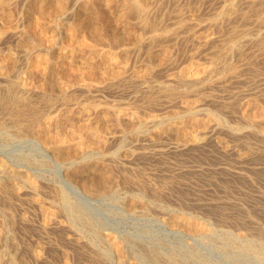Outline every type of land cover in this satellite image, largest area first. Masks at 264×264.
Masks as SVG:
<instances>
[{"label": "rangeland", "instance_id": "obj_1", "mask_svg": "<svg viewBox=\"0 0 264 264\" xmlns=\"http://www.w3.org/2000/svg\"><path fill=\"white\" fill-rule=\"evenodd\" d=\"M36 1L40 0H17L15 2L12 8L16 16V18L14 17L15 28H6L3 26L4 23L0 21V27H4L0 29V53L4 51L0 55V63H4L2 66L7 63L10 68L9 70L8 68H0V73H8L7 78H5L6 80L0 77V111L7 106V102L12 101L10 100L11 97L19 96L13 100L17 105H15L16 107L13 109V112L23 117L25 116L24 118L30 121L35 119L33 127L31 126L28 130L24 131L17 129L9 121L0 127V157L9 160L8 164L11 167L29 172L33 176V179L38 182L40 188L44 187L42 190H39L40 199L51 201L55 208L60 207L59 198L57 196L53 197L55 193L50 194L48 192L52 191V189H60L74 209H61V207L60 209H38L36 203L33 202V199L37 196L33 193H28L30 196L25 194L26 198L25 195L21 194L22 189L14 185V183L22 185V182L19 180L20 178H10V175L7 172H3L0 167V172H3L0 173V199L2 200L3 198L2 201L0 200V264H65L67 262L68 264H121L118 254L114 251L113 247V240L116 238L123 240L128 246H131H126L130 249L126 248L128 252L132 250L130 254L128 252L126 254L129 260L132 258L130 261L134 260L137 264H154L155 262V264H166L168 261L166 258L169 255L177 257L178 260L180 258H182L180 260L184 259L183 261L179 260L181 264H205L207 259L206 264H231L232 262V264H264V218L261 217L264 215V173L261 171L260 174H253L251 179L245 181L233 177H223V175L213 172V168L216 169L220 165L233 170H243L242 165L240 166L232 158L223 160V163H220L221 159L216 158L218 157V144H224L232 150H239L238 152L246 154L258 153L259 159L256 162L264 166V131L262 130L264 123H258L259 126L256 122L235 117L236 111H234L244 106H250L251 108L262 107L264 109V98H262V96L264 97V63H258L259 65L253 71L251 70L248 74L244 73L242 76V80L244 81L218 82L222 77L221 70L215 71L216 73L214 72L209 78L203 74V70L211 65L212 56V52H210L212 50L205 45L203 47V45L190 41L180 44V48L171 47L173 59L169 64H160L161 57L159 55L152 58L148 57L147 50L149 45H146L144 41L139 38L134 40L133 36V40H126L124 44L114 47L107 30L104 31L106 34L104 35L103 33L102 38H87V41H89L87 42L88 48L85 47L80 53L78 51L80 35L69 30L68 22L76 21L80 17L79 13L86 2L83 0L72 1L73 3L70 6L73 8H70L73 12V17L70 20L69 18H64V15L61 18L55 19L49 16L46 18H36L38 13H33V11L32 14L29 13V8ZM51 1L54 2L55 0ZM182 1H185V4ZM182 1L165 0L164 8L159 12L162 14H159V17L162 19L163 26H174L175 16L180 14L181 18L185 19L183 21L184 25H190L196 36L207 38V36L213 37L219 34V29L211 23V19L213 14L221 8L219 5L222 6L224 0ZM199 3L201 7L200 5L196 6ZM107 4L103 3L99 7L89 8L87 11V13L91 14L95 23L106 24L109 22L110 26L120 32H124V35H128L132 30L133 32L138 30L135 24V15L132 13H122L121 1L116 5L110 6ZM16 6H20L19 8L17 7V11L15 9ZM176 6L181 9L177 14L175 13ZM99 9L101 16L104 15L103 18L99 15ZM17 13L19 14L17 15ZM120 16L122 17L120 18ZM246 25L252 26V24ZM30 29H32L33 33ZM213 29L214 31H212ZM27 30L28 34L26 35L28 37H24ZM209 30L212 32L209 33ZM33 34H36L37 37ZM5 40L8 42H4ZM98 40L99 43H97ZM205 47L206 50L204 49ZM89 48L95 49L96 53H90ZM152 49L158 50L160 46L154 45ZM76 50L78 51L77 54ZM199 50H202V53ZM106 52L114 54L116 57V60L111 64L102 62V54ZM197 52H200V54ZM2 54L6 55V57ZM81 54L86 58L81 56ZM93 55L94 57H92ZM234 55L237 58L236 54L231 53L226 56L228 62L236 61ZM1 57L4 58L2 59ZM177 57L180 59H177ZM48 58L57 67L53 74L54 87H46L40 81L42 75L41 66L45 64V59ZM146 58H148V61H146ZM116 61L120 63H116ZM124 65L125 67H123ZM110 66L118 74L115 76L114 84L110 85L107 89L93 87L92 82L87 78H80V76H84V73L90 67L102 73L105 70L108 71ZM147 69L150 70L147 71ZM152 70L153 72H151ZM181 71L182 73H180ZM157 72L159 73L157 74ZM65 74L67 77H65ZM93 83L97 84L96 82ZM21 87L22 89L20 90ZM187 94L188 96H186ZM253 97H258V99L261 97L259 103L255 104L256 106L254 103L258 102V99L255 100ZM153 100H156V103ZM97 101L98 103H96ZM147 101H149L148 104L152 101L151 104L156 105H148ZM225 103L226 105H229V103L230 105L234 104V107L230 109L229 107L231 106L227 105L230 109L228 110L225 107ZM236 105L237 108H235ZM139 107L141 108L139 109ZM108 108L117 110L119 116L117 120L119 121L115 122H119L121 125L115 124L112 118L102 116L103 120L98 115ZM119 112L121 113L119 114ZM39 113L40 115H38ZM135 114L140 119L134 116ZM4 115L5 117L9 116L7 113H4ZM85 124L93 127L105 125L98 131L95 128H83ZM213 124L217 127L213 132H209L210 138L208 137L209 141H206L208 149L204 151V139H201L198 132L204 131ZM42 126L48 129L49 134L52 135L60 131L66 134H72L73 132V142L76 143L82 138L86 139V145L84 144V147L79 149L76 147L77 144H73L74 147L71 146L72 153L75 154L78 150L77 154H79H75L77 156L76 159L74 158L71 162L66 163L62 158L55 156L46 144H42L39 141L35 131L37 132L40 128L42 129ZM110 126L117 127V129L123 132L118 133L114 139L110 138L117 130L114 128L115 131L110 129ZM55 128L58 130H55ZM72 129L73 131H70ZM119 135L121 136L120 139ZM135 136L138 137L136 138ZM193 138L197 140L195 141ZM137 141L138 145L141 143L139 148ZM180 141L187 142L188 148L192 147V145L194 147L183 152H170V146ZM100 142H103V144ZM108 148L109 150H107ZM136 153H138L137 157ZM131 158L139 160H132ZM155 158L157 160H154ZM211 158L212 160H210ZM194 159L196 160L194 161ZM87 165H93L98 168V173L93 172L94 174H98V176L106 173V175H111L113 186L109 191L87 192L79 177H69L74 171L78 169L80 171ZM145 184L148 185L146 186ZM134 203H137V205ZM144 203H148L147 208H145L146 205ZM52 210L60 212L59 215L61 217L56 213L55 215L51 213ZM62 212L63 214H61ZM54 216L60 221L61 225L63 224L64 228L62 229L64 230L61 228L53 229L52 227L50 228L53 230H48L45 223ZM188 217L192 220L191 224H188L186 220ZM240 221L242 224H240ZM15 226L18 227L16 228ZM30 226L31 228L29 229L28 227ZM256 227L259 229H256ZM55 230H57V233L54 232ZM50 231L53 232L51 233ZM256 232H259L260 235L259 233L257 235ZM64 236L65 238L70 237L73 242L65 239ZM81 239L90 241L94 249H98L91 253L96 257L94 258L96 262H91L89 251L85 253L81 251L82 254L76 255L74 248L77 246L76 243L81 241ZM46 246L48 249L45 248ZM50 246L52 247L50 248ZM140 250L148 252L145 254ZM151 251H156L158 258L151 257ZM19 252L21 253L19 254ZM28 252H31L30 254L32 255ZM137 255H139L138 259ZM38 256H40L39 260L37 259ZM66 256L67 258H65ZM83 256L90 259H84ZM148 256H150L151 262H149ZM57 258L60 260H57ZM190 258L191 260H189ZM104 259L107 260L105 261Z\"/></svg>", "mask_w": 264, "mask_h": 264}, {"label": "bare ground", "instance_id": "obj_2", "mask_svg": "<svg viewBox=\"0 0 264 264\" xmlns=\"http://www.w3.org/2000/svg\"><path fill=\"white\" fill-rule=\"evenodd\" d=\"M17 1V0H16ZM15 0H0V21H2L4 23L3 26H5L6 28H15V24H14V17L16 18L15 14H14V9L12 10L13 8V5H15ZM24 1V0H23ZM73 0H55L53 3L50 2V0H40V1H36L34 3H32L31 7L29 8V13L32 14V11L33 13H38V15L36 16V18H46V17H51L52 19H55V18H61L63 15H64V18H71L73 17V12L71 10V7L70 4L73 3L72 2ZM84 2H86L83 7H82V11L79 13L80 17L76 20V21H72V22H68V28L71 32H74V33H77L80 35V39H79V46H78V51H82L85 47L88 46V43L89 41H87V38H91V39H99V38H102L103 36V33L104 31L107 30V33L109 34L110 38H111V42L113 44V46H119L121 44H124L126 42V40L130 41V40H133L132 37L134 38V40L137 38H139L140 40L144 41L146 43V45H149L148 47V57L152 58V57H155V56H160V64L162 63H166V64H169L171 62V60L173 59V54H172V50H171V47H179L180 48V44H183V43H188L190 41H193L194 43L196 44H199V45H204L207 46V48L209 47V49H211L212 51V56H211V65L209 67H205L206 69L203 70V74L209 78L210 76H212V74L217 71V70H221V73H222V77L221 79L218 80V82H223L225 83L224 81H234L236 82L243 79V75L244 73L248 74L250 73V71L254 70L259 64L258 63H264V0H224V3L222 6L219 5V7H221L218 11H216L213 16H212V19H211V23H213L215 25V27L217 29H219V34L216 35V36H213V37H208L207 38H204L202 36H196V33L192 30V28H190V25L189 26H185L183 21L185 20L184 18H181V15L180 14H177L181 11L180 8H178L176 6L175 8V13L177 14L175 16V21H174V26H163L162 25V19L159 17V12H161V9L164 8V3H165V0H83ZM119 1H121V9H122V13H132L135 15V24L136 26L138 27L137 29L138 30H135L133 32L130 31L128 33V35H124V32H120L118 31L116 28L110 26L109 22L108 23H104V24H98V23H95L92 19V16L91 14L87 13V11L89 10V8L93 9L94 7H99L101 4L103 3H108L110 6L111 5H116ZM182 1V0H181ZM197 1V0H196ZM221 1V0H219ZM21 2V1H20ZM18 2V3H20ZM32 2V1H31ZM75 2V0H74ZM183 2V1H182ZM185 2V1H184ZM183 2V3H184ZM193 2H195V0H193ZM208 2V1H207ZM205 2V3H207ZM217 2V1H216ZM25 3V2H24ZM215 3V2H214ZM22 4V3H21ZM19 4V5H21ZM107 4V5H108ZM185 4V3H184ZM197 4V3H196ZM210 4V3H209ZM218 4V3H217ZM82 5V4H81ZM164 5V6H163ZM200 3L196 6H199ZM214 5V4H213ZM212 5V7H213ZM22 6V5H21ZM191 6V4H190ZM195 6V5H194ZM206 6V5H205ZM208 6V4H207ZM17 7L16 6V11H17ZM20 7V6H19ZM18 7V8H19ZM71 7V8H70ZM201 7V5H200ZM199 7V8H200ZM211 7V8H212ZM111 8V7H110ZM81 9V8H80ZM98 9V8H97ZM206 9V7H205ZM19 10V9H18ZM109 10V9H108ZM114 10V9H113ZM169 10H170V6H169ZM192 10V9H191ZM201 10V9H200ZM20 11V10H19ZM96 11V10H95ZM168 12V10H166ZM196 11V10H195ZM99 12V15L101 16V12H100V9L98 10ZM106 12V11H105ZM108 12V11H107ZM197 12L199 13V11L197 10ZM202 12V11H200ZM16 13V12H15ZM119 13V11H118ZM204 13V12H203ZM19 13H17L18 15ZM108 14V13H107ZM166 14V13H165ZM194 14V13H193ZM197 14V13H196ZM207 14V13H206ZM72 15V16H71ZM78 15V16H79ZM95 15V13H94ZM118 15V14H117ZM121 15V14H120ZM162 15V14H161ZM174 15V14H173ZM172 15V16H173ZM104 16V15H103ZM103 16H101L103 18ZM169 17V15H167ZM171 16V14H170ZM190 16V15H189ZM211 16V15H210ZM77 17V16H76ZM115 17V16H114ZM122 16H120L121 18ZM133 17V16H132ZM166 17V16H165ZM195 17V16H194ZM172 18V17H171ZM174 18V17H173ZM21 19V18H20ZM63 19V18H62ZM106 19V18H105ZM104 19V20H105ZM64 20V19H63ZM71 20V19H70ZM69 20V21H70ZM119 20V19H118ZM122 20V19H121ZM164 20V19H163ZM168 20V19H167ZM101 21V20H100ZM18 22V21H17ZM53 22V21H52ZM171 22V21H170ZM173 22V21H172ZM61 23V22H60ZM118 23V22H117ZM238 23V24H237ZM67 24V23H65ZM120 24V23H119ZM165 24V23H164ZM190 24V23H188ZM246 24H252L251 27L247 26ZM21 25V24H20ZM30 25V24H29ZM187 25V24H186ZM115 26V25H114ZM29 27V26H28ZM44 27V26H43ZM59 27V26H58ZM212 27V25H211ZM210 27V28H211ZM4 27H0V29H2ZM64 28V27H63ZM202 28V27H201ZM200 28V29H201ZM215 28V30H216ZM203 29V28H202ZM32 29H30L31 31ZM199 30V29H198ZM196 30V31H198ZM211 30V29H210ZM209 30V33H211L212 31H214V29L210 32ZM127 31V30H126ZM32 32V31H31ZM5 33V32H4ZM10 33V32H8ZM33 33V32H32ZM31 33V34H32ZM198 33V32H197ZM201 33V32H200ZM202 33L204 34V32L202 31ZM201 33V34H202ZM208 33V34H209ZM14 34V33H13ZM22 34V33H21ZM28 34V30H27V33H25V35ZM56 34V33H55ZM72 34V33H71ZM106 33H104L105 35ZM207 34V33H206ZM36 36V34H33ZM7 37V36H6ZM5 37V38H6ZM24 37H28L27 35L24 36ZM37 37V36H36ZM77 37V36H76ZM206 37V36H205ZM16 38V37H15ZM21 38V37H20ZM73 38V37H72ZM4 39V38H3ZM37 39V38H36ZM1 40V39H0ZM8 40V39H7ZM7 40H5L4 42H6ZM12 40V39H11ZM15 41V39H14ZM17 41V40H16ZM24 41H27V40H24ZM37 41V40H36ZM35 41V42H36ZM66 41V40H64ZM92 41V40H91ZM127 41V42H128ZM8 42V41H7ZM39 42V41H37ZM42 42V41H41ZM77 42V41H76ZM26 43V42H25ZM28 43V42H27ZM99 43V40L98 42ZM1 44V43H0ZM3 44V43H2ZM5 44V43H4ZM78 45V44H77ZM154 45H159L160 46V49H152V47ZM195 45V44H194ZM29 46V45H28ZM103 46V45H102ZM186 46V45H185ZM189 46V45H188ZM9 47V46H7ZM2 48V47H1ZM12 48V47H11ZM88 48V47H87ZM86 48V49H87ZM133 48V47H132ZM155 48V47H154ZM191 48V47H190ZM102 49V48H101ZM134 49V48H133ZM138 49V48H137ZM185 49V48H184ZM194 49V48H193ZM192 49V50H193ZM206 50V47L204 48ZM3 50V49H2ZM132 50V49H131ZM146 50V49H145ZM176 50V49H175ZM181 50V49H179ZM183 50V48H182ZM181 50V51H182ZM190 50V49H188ZM191 50V51H192ZM44 51V50H42ZM77 51V50H76ZM78 51L76 52V54L78 53ZM88 51V50H87ZM137 51V50H136ZM180 51V52H181ZM200 51V50H199ZM202 51V50H201ZM200 51V52H201ZM4 52V51H2ZM1 52V53H2ZM65 52V51H64ZM89 52L90 53H96L95 52V49L93 48H89ZM99 52V51H98ZM105 52V51H104ZM144 52V51H143ZM200 52L198 54H200ZM0 53V55H1ZM46 53V52H45ZM73 53V52H72ZM81 53V52H80ZM83 53V52H82ZM132 53V52H131ZM170 53H171V56H170ZM202 53V52H201ZM236 54L237 55V58L235 56V59L236 61H232V62H228V58H226V56L228 54ZM130 54V53H129ZM176 54V52H175ZM180 54V53H178ZM206 54V53H205ZM208 54V53H207ZM3 55V54H2ZM73 55V54H72ZM91 55V54H90ZM211 55V54H210ZM4 57H6V55H3ZM70 56V55H69ZM81 56H84L81 54ZM87 56V55H86ZM142 56V55H141ZM205 56V55H204ZM230 56V55H229ZM3 57V58H4ZM66 57V56H65ZM85 57V56H84ZM90 57V56H89ZM94 57V55L92 56ZM97 57V55H96ZM99 57V56H98ZM101 57V56H100ZM127 57V56H126ZM187 57V56H186ZM185 57V59H186ZM2 58V57H1ZM2 58V59H3ZM17 58V57H16ZM86 58V57H85ZM102 62L103 63H112L113 61L116 60V57L114 54H110L108 52H106L105 54H102ZM188 58H191V57H188ZM84 59V58H83ZM88 59V58H87ZM91 59V57H90ZM98 59V58H97ZM148 58H146V61ZM177 59H180L177 57ZM176 59V60H177ZM194 59V58H193ZM197 59V58H196ZM201 59V58H199ZM204 59V58H202ZM86 60V59H85ZM118 60V59H117ZM125 60V59H124ZM123 60V61H124ZM187 60V59H186ZM195 60V59H194ZM206 60V59H205ZM3 61V60H2ZM5 61V60H4ZM16 61V60H15ZM87 61V60H86ZM85 61V62H86ZM91 61V60H90ZM94 61V60H93ZM153 61V60H152ZM188 61V60H187ZM197 61V60H196ZM70 62V61H69ZM76 62V60H75ZM143 62V61H142ZM150 62V61H149ZM178 62V61H177ZM9 63H12V62H9ZM38 63V62H37ZM42 63V62H40ZM91 63V62H90ZM116 63H120L119 61ZM132 63V61H131ZM202 63V62H201ZM207 63V62H206ZM4 63H0V68H8V70L10 69L8 64L5 63L4 66H2ZM72 64V62H71ZM75 64V63H74ZM96 64V62H95ZM204 64V63H203ZM126 65V64H125ZM125 65L123 67H125ZM142 65V64H141ZM148 65V64H147ZM151 65V64H149ZM157 65V64H156ZM262 65V64H261ZM113 66V65H112ZM128 66V64H127ZM126 66V68H127ZM263 66V65H262ZM17 67V66H16ZM42 68V75H41V78H40V81L46 86V87H54L55 86V81L53 79V74L55 73V70H56V66H54L51 62V59H45V64H42L41 66ZM132 67V65H131ZM151 67V66H150ZM149 67V68H150ZM166 67V66H165ZM116 68V67H115ZM129 68V67H128ZM152 68V67H151ZM164 68V67H163ZM74 69V68H73ZM130 69V68H129ZM132 69V68H131ZM153 69V68H152ZM155 69V68H154ZM161 69V68H160ZM167 69V68H165ZM150 69H147V71H149ZM158 70V69H157ZM163 70V69H162ZM156 71V70H154ZM85 72V71H84ZM126 72V71H125ZM153 72V70L151 71ZM13 73V72H12ZM70 73V72H69ZM159 72H157L158 74ZM182 73V71L180 72ZM179 73V74H180ZM216 73V72H215ZM218 73V72H217ZM253 73V72H252ZM251 73V74H252ZM4 74V75H3ZM0 73V77L3 78V80L5 78H7V74L6 73ZM14 74V73H13ZM83 74V73H82ZM118 74V72L113 68H110L105 71H103L102 73H100L99 71L95 70V68L93 67H90L89 70H87L86 73H84V76H80V78L82 77H85L87 78L90 82H92L93 84V87L96 86V88H108L110 85L114 84L115 82V76ZM156 74V73H155ZM202 74V75H203ZM256 75V73H254ZM253 74V75H254ZM73 75V74H72ZM71 75V76H72ZM149 75V74H148ZM13 76V75H12ZM69 76V75H68ZM70 76V77H71ZM257 76V75H256ZM65 77H67V75L65 74ZM78 77V75H77ZM156 77V76H155ZM124 78V77H123ZM153 78V77H152ZM9 79V78H8ZM33 79V78H32ZM246 79V78H245ZM261 79V78H259ZM258 79V80H259ZM6 80V79H5ZM11 80V79H10ZM35 80V78H34ZM39 80V79H38ZM257 80V81H258ZM15 81V80H14ZM36 81V80H35ZM68 81V80H66ZM175 81V80H173ZM181 81V80H180ZM217 81V80H216ZM215 81V82H216ZM244 81V80H242ZM241 81V82H242ZM256 81V82H257ZM37 82V81H36ZM70 82V81H69ZM93 82H96L97 84L93 83ZM179 82V81H178ZM217 82V83H218ZM213 83V82H212ZM234 83V82H233ZM248 83V82H247ZM38 84V83H37ZM57 85V84H56ZM73 85V84H72ZM208 85V84H206ZM78 86V85H77ZM171 86V85H170ZM25 87V86H24ZM162 87V86H161ZM160 87V88H161ZM165 87V86H164ZM22 89V87L20 88V90ZM27 89V88H26ZM14 90V89H13ZM73 90V89H72ZM18 91V90H17ZM71 91V90H70ZM68 91V92H70ZM74 91V90H73ZM80 91V90H79ZM41 92V91H40ZM13 93V92H12ZM27 93V92H26ZM154 93V92H153ZM202 93V92H201ZM204 93V92H203ZM84 94V93H82ZM90 94V93H89ZM152 94V93H151ZM166 94H170V93H166ZM165 94V95H166ZM11 95V94H10ZM18 95V94H17ZM164 95V96H165ZM175 95V94H174ZM194 95V94H193ZM212 95V94H211ZM67 96V95H66ZM161 96V95H160ZM184 96V95H183ZM188 96V94L186 95ZM207 96H210V95H207ZM213 96V95H212ZM19 96H14V97H11L10 100L12 101H9L7 102V106L4 107L3 109H1L0 111V127L1 126H4L6 124L7 121H9V123H12L15 125V127L21 131H24V130H28L29 127H33V124H34V120H28V119H25L22 115H18L16 113L13 112V109L17 106L15 104V100L16 98H18ZM91 97V96H90ZM93 97V95H92ZM95 97V96H94ZM159 97V96H158ZM21 98V96H20ZM23 98V97H22ZM85 98V97H84ZM157 98V97H156ZM170 98V97H169ZM198 98V97H197ZM254 98V97H253ZM251 98V99H253ZM262 98H264L262 96ZM6 99V98H5ZM88 99V98H87ZM175 99V98H174ZM255 100L258 99L257 98H254ZM261 97L258 99V102H255L254 105L257 103H259ZM23 100V99H21ZM264 100V99H263ZM1 101V100H0ZM4 101V100H3ZM154 101V100H153ZM161 101V100H159ZM178 101V100H177ZM199 101V100H198ZM13 102H14V105H13ZM22 102V101H21ZM91 102V101H90ZM149 101H147L146 103L148 104ZM152 102V101H151ZM151 102L149 104H151ZM158 102V101H157ZM163 102V101H161ZM165 102V101H164ZM183 102V101H182ZM234 102V101H232ZM231 102V103H232ZM253 102V101H252ZM264 102V101H263ZM24 103V102H23ZM88 103V102H87ZM86 103V104H87ZM98 103V101L96 102ZM96 103H95V106H96ZM154 103H156V100L154 101ZM1 104V103H0ZM19 104V102H18ZM148 104V105H149ZM153 104V103H152ZM151 104V105H152ZM192 104V103H190ZM250 104V103H249ZM256 104V105H257ZM16 105V106H15ZM21 105V104H19ZM116 105V104H115ZM154 106L156 104H153ZM159 105V104H158ZM172 105V104H171ZM226 105V103H225ZM228 105V104H227ZM225 106L228 108V106ZM253 105V104H252ZM253 105V107H255ZM89 106V105H88ZM105 106V105H104ZM104 106H102L103 108H105ZM113 106V105H111ZM117 106V105H116ZM119 106V105H118ZM142 106V105H141ZM190 106V105H189ZM223 106V105H222ZM231 107H229L230 109L232 107H234V104L230 105ZM261 106V105H260ZM85 107V106H84ZM152 107V106H150ZM17 108H20V107H17ZM26 108V107H25ZM113 108V107H111ZM111 108H108L107 110L105 109L104 111L101 112V114H98L100 115V117L104 116L106 118H112L114 120V122L116 121H119L117 119H119V116H118V113H117V110L116 109H111ZM141 107H139L140 109ZM228 108V110H230ZM237 108V105L236 107ZM24 109V107H23ZM27 109V108H26ZM91 109V108H90ZM16 110V109H15ZM134 110V109H133ZM234 110V109H233ZM19 111V110H18ZM95 111V109H94ZM92 111V112H94ZM119 111V110H118ZM140 111V110H139ZM143 111V110H142ZM236 111V115L235 117L237 116L238 118H241V119H244V120H249V121H252V122H256V124H262L264 123V109H262V107H255V108H251L250 106H244V107H241L239 108L238 110H234ZM29 112V111H28ZM107 112V113H106ZM124 112V111H122ZM136 112V111H135ZM134 112V113H135ZM230 112V111H228ZM4 113L9 116L5 117ZM32 113V111H31ZM35 113V112H34ZM106 113V114H105ZM121 112H119L120 114ZM133 113V114H134ZM197 113V111H196ZM29 114V113H28ZM32 115V114H31ZM40 115V113L38 114ZM96 115V114H95ZM130 115V114H128ZM29 116V115H28ZM136 116V114L134 115ZM138 116V115H137ZM136 116V117H137ZM27 117V115H26ZM233 117V116H231ZM234 117V118H235ZM39 118V117H38ZM103 118V117H102ZM138 119H140L139 117H137ZM9 119V120H8ZM216 119V118H215ZM214 119V120H215ZM218 119V118H217ZM41 120V119H40ZM39 120V121H40ZM104 120V118H103ZM108 120V119H106ZM142 120V119H141ZM237 120V119H236ZM99 121V120H98ZM101 121V120H100ZM158 121V120H157ZM156 121V122H157ZM104 122V121H103ZM115 124H118V125H121L118 123ZM143 122V121H142ZM180 122V121H179ZM190 122V121H189ZM195 122V121H194ZM198 122V120H197ZM8 123V122H7ZM121 123V122H120ZM144 123V122H143ZM172 123V121H171ZM178 123V122H177ZM181 123V122H180ZM186 123V122H185ZM216 123V122H215ZM241 123V122H240ZM81 124H83L81 122ZM106 124V123H105ZM104 124V125H105ZM109 124V123H108ZM107 124V126H108ZM114 124V125H115ZM123 124V123H122ZM125 124V123H124ZM130 124V123H129ZM146 125V123H144ZM148 124V122H147ZM153 124V123H152ZM159 124V123H158ZM175 124V123H174ZM209 124V123H208ZM258 124V125H259ZM98 125V124H97ZM93 127V126H89V125H84L83 128H86V129H91V128H95V130H98L100 131L103 127ZM116 125V126H118ZM137 125V124H136ZM144 125V127H145ZM178 125V124H176ZM153 126V125H152ZM198 126V125H197ZM196 126V127H197ZM260 126V125H259ZM111 127V126H110ZM125 127V125H124ZM127 127V126H126ZM149 127V126H148ZM147 127V128H148ZM206 128V126H204ZM216 125L213 124V125H210L209 127H207L204 131H199L198 132V135L201 137V139H204V151H206L208 149V143H206V141L208 140V137L210 138L209 136V132H213L215 129H216ZM262 127V126H261ZM260 127V129H261ZM15 128V129H16ZM39 128V127H38ZM109 128V127H108ZM116 130L117 127H114L112 126L110 129ZM120 128V127H119ZM179 128V127H177ZM57 128H55L56 130ZM76 129V128H75ZM144 129V128H143ZM192 129V128H191ZM198 129V128H197ZM202 129H204L202 127ZM2 130V129H1ZM58 130V129H57ZM114 130V131H115ZM264 131V128L262 129ZM20 131V132H21ZM47 131V132H46ZM70 131H73L70 130ZM81 131V129H80ZM84 131V130H82ZM165 131V130H164ZM170 131V130H169ZM19 132V133H20ZM85 132V131H84ZM120 132H123L119 129H117L113 134L112 136H110V138H115L118 133ZM185 132V131H184ZM243 132H245L243 130ZM247 132V131H246ZM249 132V131H248ZM253 132V131H252ZM24 133V132H23ZM36 135L38 136L39 138V141L42 142V144H46L51 150L52 152L54 153L55 156L59 157V158H62L63 160L67 162H71L74 158L76 159L77 156H75V154H77V151L76 153H72L71 149L72 147H74L73 144H77L76 147L79 148V149H82L84 147V144H85V140L86 139H79L78 142L74 143L73 142V137H74V134L72 132V134H66L65 132H56V134H49V130L48 129H45L43 126H42V129L40 128L39 131H35ZM48 133V134H47ZM54 133V132H53ZM135 133V132H134ZM251 133V132H250ZM28 134H29V131H28ZM27 134V135H28ZM31 134V133H30ZM141 134V133H140ZM139 134V135H140ZM195 134V133H194ZM231 134V133H230ZM135 135V134H134ZM251 135V134H250ZM253 135V134H252ZM258 135V134H256ZM120 136V135H119ZM118 136V137H119ZM143 136V135H142ZM158 136V135H157ZM164 137V135H162ZM233 136H237V135H233ZM240 136V135H239ZM260 136V135H259ZM136 137V136H135ZM138 137V136H137ZM136 137V138H137ZM150 137V136H149ZM160 137V135H159ZM198 137V136H196ZM262 137V136H260ZM121 138V136L119 137V139ZM147 138V137H146ZM165 138V137H164ZM163 138V139H164ZM236 138V137H235ZM240 138V137H239ZM263 138V137H262ZM109 139V138H108ZM157 139V138H156ZM195 139V138H193ZM222 139V138H221ZM233 139V138H232ZM238 139V138H237ZM264 139V138H263ZM141 140V139H140ZM144 140V138H143ZM146 140H149V139H146ZM182 140V139H181ZM197 139H195L196 141ZM239 140V139H238ZM163 141V140H162ZM209 141V140H208ZM207 141V142H208ZM216 141V140H215ZM220 141V140H218ZM231 142V140H229ZM235 141V140H234ZM261 141V140H260ZM142 142V141H141ZM146 142V141H144ZM154 142V141H153ZM184 142V143H183ZM183 142H176L174 145L170 146V152L171 151H175V152H183V151H187L189 149H191L192 147H194V145H192V147L188 148V143L183 141ZM220 142H223V141H220ZM229 142V143H230ZM97 143H98V140H97ZM103 144V142H100ZM112 143V142H111ZM201 143V142H200ZM110 144V143H109ZM136 144V143H135ZM141 144V143H140ZM139 144V145H140ZM156 144V143H155ZM231 144V143H230ZM237 144V143H236ZM249 144V143H248ZM86 145V144H85ZM111 145V144H110ZM109 145V146H110ZM137 145H138V141H137ZM136 145V146H137ZM139 145H138V148H139ZM145 145V144H144ZM197 145V144H196ZM210 145V144H209ZM240 145V144H238ZM72 146V147H71ZM199 146V145H198ZM212 146V145H211ZM106 147V146H105ZM104 147V148H105ZM141 147V146H140ZM241 147V146H240ZM243 147V145H242ZM246 147V146H245ZM107 148V147H106ZM105 148V149H106ZM132 148V147H131ZM137 148V147H135ZM237 148V147H236ZM85 149V148H84ZM144 149V148H143ZM142 149V150H143ZM195 149V148H194ZM198 149V147H197ZM200 149V148H199ZM214 149V147H213ZM243 149V148H242ZM258 149V148H257ZM76 150V149H75ZM109 150V148L107 149ZM138 150V149H137ZM202 150V149H201ZM215 150H216V147H215ZM237 150V149H236ZM132 151V150H131ZM130 151V152H131ZM135 151V150H134ZM153 151V150H151ZM156 151V150H155ZM154 151V153H155ZM209 151V150H208ZM239 150L235 151V150H232L230 148H228L226 145L224 144H218L217 145V156L216 158H220L221 159V162L220 163H223V160H227L229 158H232L236 163H238L241 167H243V170L239 171V170H233V169H229L223 165H220L218 166L216 169L213 168V172L214 173H217L219 175H223L224 176H227V177H233V178H236L238 180H249L252 178L253 174H260V172L262 171L264 173V166H261L259 165L260 163L256 162L258 158V153L255 154V153H251L249 154H246V153H242V152H238ZM74 152V151H73ZM84 152V151H83ZM88 152V151H87ZM137 152V151H136ZM157 152H159L157 150ZM163 152V151H161ZM169 152V151H168ZM191 152V151H190ZM201 153V151H199ZM132 153V152H131ZM139 153V152H138ZM136 153V157H137V154ZM147 153V152H146ZM149 153V152H148ZM79 154V153H78ZM77 154V155H78ZM143 154V153H142ZM156 154V153H155ZM191 154V153H190ZM196 154V153H195ZM204 154V152H203ZM212 154V153H211ZM210 154V155H211ZM87 155V154H86ZM182 155V154H181ZM193 155V154H192ZM191 155V156H192ZM207 155V154H206ZM205 155V156H206ZM215 155V154H214ZM260 155V154H259ZM112 156V155H111ZM110 156V157H111ZM128 156V155H127ZM132 156V155H131ZM164 156V155H163ZM190 156V155H189ZM195 156V155H194ZM197 156V155H196ZM209 156V155H207ZM113 157V156H112ZM118 157V155H117ZM135 157V156H134ZM148 157V156H147ZM213 157V156H212ZM86 158V157H85ZM108 158V157H107ZM114 158V157H113ZM143 158V157H142ZM146 158V157H144ZM151 158V157H150ZM161 158H164V157H161ZM200 158V157H199ZM209 158V157H208ZM110 159V158H108ZM129 159V158H128ZM132 159V158H131ZM130 159V160H131ZM149 159V158H148ZM193 159V158H192ZM207 159V158H206ZM262 159V158H261ZM132 160H137V159H132ZM139 160V159H138ZM137 160V161H138ZM150 160V159H149ZM154 160H157L156 158ZM160 160V159H158ZM189 160V159H188ZM196 159H194L195 161ZM201 160V159H200ZM204 160V159H203ZM212 160V158L210 159ZM8 161L7 159H5L4 157H0V167H1V170L3 172H7V174L10 175V178L11 177H16V178H20L19 180L22 182V185H19L18 183H14V185L19 188V189H22V193L23 195L27 194L29 195L28 193H33L35 194L37 197L33 199V202L36 203V205L38 206V209H74L73 205L71 203H69V201L64 197V193L60 190V189H52V191H48L50 194L51 193H55V195H53V197H58L60 200V207H54V205L52 204L51 201H46L44 199H40L39 197V190L41 189L40 186L38 185V182H36L35 179H33V176L29 173V172H25V171H22L21 169H17V168H14V167H11L9 164H8ZM116 161V160H115ZM142 161V160H141ZM215 161V159H214ZM80 162V161H79ZM127 162H129L127 160ZM133 162V161H132ZM228 164V163H227ZM121 165V164H120ZM102 166V165H101ZM118 166V165H117ZM123 166V165H122ZM239 166V167H240ZM104 167V166H103ZM127 168V167H126ZM203 169V168H202ZM79 170V169H78ZM74 171L72 174H70L69 177H79L84 189L87 191V192H92V191H103V192H106V191H109L112 186H113V182L111 181V175L108 174H104V175H100L98 176V174H94L93 172H97L98 173V168L94 167L93 165H87V166H84V168L80 171ZM127 170V169H125ZM124 170V171H125ZM201 170V169H199ZM198 170V171H199ZM210 170V169H209ZM208 170V171H209ZM245 170V171H244ZM78 171V172H77ZM110 171V170H109ZM192 171V170H190ZM195 171V170H194ZM3 172H0V173H3ZM112 172V171H111ZM121 172V171H119ZM189 172V171H188ZM201 172V171H200ZM198 172V173H200ZM116 173V172H115ZM195 174V172H193ZM192 173V174H193ZM211 173V172H210ZM183 174V173H182ZM189 174V173H188ZM191 174V173H190ZM142 175V173H141ZM198 175V174H197ZM119 176V174H118ZM134 176V175H133ZM184 176V175H183ZM202 176V175H201ZM140 177V176H139ZM262 178V177H261ZM144 180V179H143ZM3 181V180H2ZM249 182V181H248ZM1 184V183H0ZM5 185V184H4ZM44 185V184H43ZM146 185V184H145ZM148 185V184H147ZM146 185V186H147ZM166 186V184H165ZM1 187V185H0ZM46 187V186H45ZM44 188V187H43ZM42 188V189H43ZM3 189V188H2ZM41 189V190H42ZM4 191V190H3ZM16 192V191H15ZM19 193V195L21 196V194ZM41 193V191H40ZM44 193V192H43ZM94 194V193H93ZM2 195V194H1ZM22 195V197H24ZM98 195V194H96ZM26 196V195H25ZM30 196V195H29ZM46 196V195H45ZM135 196V195H134ZM8 197V196H7ZM32 197V196H31ZM52 197V195H51ZM141 197V196H140ZM13 198V197H12ZM27 198V196H26ZM33 198V197H32ZM14 199V198H13ZM25 199V197H24ZM23 199V200H24ZM55 199V198H54ZM138 199V198H136ZM1 200V199H0ZM3 200V198H2ZM1 200V201H2ZM6 200V199H4ZM10 200V199H9ZM27 200V199H25ZM24 200V201H25ZM29 200V198H28ZM142 200V199H140ZM10 202V201H9ZM13 202V201H12ZM27 202V201H26ZM145 202V201H143ZM7 203V202H6ZM132 203V202H131ZM2 204V203H1ZM9 204V203H8ZM7 204V206H8ZM12 204V203H11ZM135 204V203H134ZM146 205L145 208H147L148 206V203H144ZM10 205V204H9ZM62 205V206H61ZM137 205V203L135 204ZM142 205V204H141ZM2 206V205H1ZM5 206V205H4ZM140 206V205H139ZM138 206V207H139ZM141 207V206H140ZM9 209V208H8ZM137 209V207H136ZM135 210V208H134ZM138 210V209H137ZM262 210V209H261ZM136 211V210H135ZM142 211V210H141ZM183 211V210H182ZM186 211V210H185ZM264 211V210H263ZM262 212V211H261ZM51 213H53L55 215L59 213L56 212V211H51ZM185 213V212H184ZM51 214V215H53ZM63 214V212L61 213ZM225 215V214H224ZM228 215V214H227ZM61 217V215H59ZM219 216V215H218ZM264 216V215H263ZM263 216H261L262 218H264ZM12 217V216H10ZM199 217V216H198ZM234 217V216H233ZM225 218V217H224ZM236 218V217H234ZM205 219V218H204ZM241 219H244V218H241ZM188 221V224H191L192 223V220L191 218H187L186 219ZM238 220V219H237ZM251 220V219H249ZM263 220V219H262ZM17 221V220H16ZM239 221V220H238ZM254 221V220H253ZM60 221L54 216L53 218L51 217L50 220H47V222L45 223L46 227H48V230L49 229H62L64 228L63 227V224L61 225L59 223ZM241 222V221H240ZM251 222V221H250ZM249 222V223H250ZM255 222V221H254ZM19 223V222H18ZM70 223V222H69ZM92 223V222H91ZM234 223V222H233ZM23 224V223H22ZM242 224V222L240 223ZM12 225V224H11ZM25 225V224H24ZM20 226V225H19ZM26 226V225H25ZM69 226V225H68ZM243 226H246V225H243ZM16 228L18 226H15ZM23 227V226H22ZM20 227V228H22ZM52 227V228H50ZM70 227V226H69ZM93 227V226H92ZM253 227V226H252ZM255 227V226H254ZM24 228V227H23ZM27 228V227H26ZM29 229L31 228L28 227ZM77 228V227H76ZM243 228V227H242ZM249 228V227H248ZM258 227H256L257 229ZM262 228V227H260ZM52 229V230H53ZM78 229V228H77ZM259 229V228H258ZM28 230V229H27ZM64 230V229H62ZM80 230V229H79ZM94 230V229H93ZM98 231V229H96ZM262 230V229H261ZM57 230H55L54 232H56ZM51 232V231H50ZM53 232V231H52ZM51 232V233H52ZM59 232V231H58ZM66 232V231H65ZM94 232V231H93ZM252 232V231H251ZM264 232V231H263ZM82 233V232H81ZM246 233V232H245ZM257 235L259 232H256ZM60 234V233H59ZM70 234V232H69ZM83 234V233H82ZM240 234V233H239ZM242 234V233H241ZM71 235V234H70ZM68 235V236H70ZM84 235V234H83ZM260 235V233H259ZM74 236V235H73ZM80 236V235H79ZM18 237V236H17ZM72 237V236H71ZM76 237V236H74ZM121 237V236H120ZM123 237V236H122ZM258 237V236H257ZM263 237V236H262ZM7 238V236H6ZM11 238V237H10ZM53 238V237H52ZM58 238V237H57ZM65 238V236H64ZM63 238V239H64ZM77 238V237H76ZM254 238V237H253ZM62 239V238H61ZM60 239V240H61ZM65 239H68L70 242H73L72 239L70 237L68 238H65ZM80 240V238H78ZM78 239H76L78 241ZM101 239V238H100ZM130 239V238H129ZM11 240V239H10ZM59 240V239H58ZM74 240V239H73ZM90 240V239H89ZM127 240V239H126ZM125 240V241H126ZM238 240V239H237ZM252 240V239H251ZM4 241V240H3ZM66 241V240H65ZM68 241V242H69ZM105 241V240H104ZM108 241V240H107ZM7 242V241H6ZM10 242V241H9ZM14 242V241H13ZM59 242V241H58ZM106 242V241H105ZM109 242V241H108ZM111 242V240H110ZM137 242V241H136ZM150 242V241H149ZM152 242V241H151ZM33 243V242H32ZM96 243H97V240H96ZM95 243V244H96ZM103 243V242H102ZM140 243V242H139ZM260 243V242H259ZM54 244V243H53ZM57 245V243H55ZM64 244V243H63ZM74 244H75V241H74ZM104 244V243H103ZM213 244V243H211ZM4 245V244H3ZM17 245V244H16ZM76 247L73 248L75 249L76 251V255L77 254H82V252H88L91 256V262H96V258L93 254V253L96 249H94L93 245L91 244L90 241L84 239L79 242L76 243ZM105 245V244H104ZM132 245V244H131ZM142 245V244H141ZM149 245V244H148ZM253 245V244H252ZM49 246V245H48ZM126 246H128L123 240L121 239H114L113 240V247H114V251H116V253L118 254V258L120 260V263L121 264H137L136 261H130L132 260V258L129 260L128 259V253L130 254V252H128V250H130L129 248H127ZM223 246V245H222ZM225 246V245H224ZM262 246H263V242H262ZM26 247V246H25ZM52 246H50L51 248ZM70 247V246H69ZM128 247H131V246H128ZM139 247V246H138ZM146 247V246H145ZM227 247V246H226ZM235 247V246H234ZM258 247V246H256ZM264 247V246H263ZM23 248V247H22ZM27 248V247H26ZM46 249H48V247L46 246L45 247ZM108 248V247H107ZM128 250H127V249ZM135 248V247H134ZM149 248V246H148ZM147 248V249H148ZM229 248V247H228ZM260 248V247H259ZM44 249V250H46ZM54 249V248H52ZM59 249V248H57ZM132 249V248H131ZM143 249V248H141ZM146 249V248H144ZM164 249V248H163ZM221 249V248H220ZM7 250V249H6ZM5 250V251H6ZM31 250V249H29ZM98 250V249H97ZM96 250V251H97ZM110 250V249H109ZM137 250V249H136ZM150 250V249H148ZM173 251V249H171ZM216 250V249H215ZM243 250V249H242ZM53 251V250H52ZM58 251V250H57ZM113 251V250H112ZM113 251V252H114ZM142 251V250H140ZM170 251V250H169ZM191 251V249H190ZM257 251V250H256ZM3 252V251H1ZM55 252V251H54ZM61 252V251H60ZM59 252V253H60ZM128 252V253H127ZM135 252V251H134ZM138 252V251H137ZM143 253H147L148 251H142ZM152 253L150 254L151 257H157L158 253H156V251H151ZM176 252V250H175ZM179 252V251H178ZM181 252V251H180ZM187 252V250H186ZM229 252V251H228ZM233 252V251H232ZM239 252V251H238ZM249 253V251H247ZM18 253V252H17ZM21 252H19L20 254ZM29 253V252H28ZM31 253V252H30ZM29 253V254H30ZM56 253V252H55ZM72 253V252H71ZM83 253V254H84ZM96 253V252H95ZM103 253V252H102ZM127 253V254H126ZM140 253V252H139ZM166 253V252H165ZM185 253V252H184ZM225 253V252H224ZM242 253V252H241ZM101 254V253H100ZM132 254V253H131ZM142 254V253H141ZM188 254V253H187ZM195 254V253H194ZM236 254V253H235ZM9 255V254H8ZM32 255V254H30ZM54 255V254H53ZM73 255V254H72ZM111 255V254H110ZM160 255V254H159ZM175 255V254H174ZM244 255V254H243ZM19 256V255H18ZM22 256V255H21ZM43 256V255H42ZM139 255H137V259L139 258L138 257ZM150 256L149 257V262H151L152 260H150ZM161 256V255H160ZM179 256V255H178ZM203 256V255H202ZM241 256V255H240ZM258 256V255H257ZM256 256V257H257ZM27 257V256H26ZM39 257H37V259L39 260ZM85 256H83L84 258ZM113 257V256H112ZM130 257V256H129ZM136 257V256H135ZM141 257V256H140ZM199 257V256H198ZM236 257V256H235ZM21 258V257H20ZM29 258V257H28ZM27 258V259H28ZM45 258V257H43ZM67 258V256L65 257ZM73 258V257H72ZM134 258V257H133ZM158 258V257H157ZM161 258V257H160ZM188 258V257H187ZM202 258V257H200ZM245 258V257H244ZM41 259V258H40ZM59 258H57L58 260ZM84 259H88L87 258H84ZM90 259V258H89ZM88 259V260H89ZM142 260H144L142 257H141ZM182 259V258H180ZM179 259V260H180ZM196 259V257H195ZM238 259V258H237ZM243 259V258H242ZM241 259V261H242ZM257 259V258H256ZM18 260V258H17ZM24 260V259H23ZM60 260V259H59ZM80 260V259H79ZM105 260V259H104ZM107 260V259H106ZM105 260V261H106ZM147 260V258H146ZM147 260V261H148ZM154 260V259H153ZM157 260V259H156ZM160 260V259H159ZM165 260V259H164ZM167 263L168 264H181L180 261H183V260H178L177 257H173V255H169L167 256L166 258ZM165 260V261H166ZM191 260V258L189 259ZM188 260V261H189ZM203 260V259H202ZM236 260V259H235ZM259 260V259H258ZM257 260V261H258ZM6 261V260H4ZM47 261V260H46ZM70 261V260H69ZM77 261H78V258H77ZM87 261V260H86ZM98 261V260H97ZM140 261V260H139ZM145 261V260H144ZM146 261V262H147ZM163 261V260H162ZM205 261V260H204ZM208 261V259H207ZM206 261V263H207ZM248 261V260H246ZM245 261V262H246ZM262 261V260H261ZM25 262V261H24ZM32 262V261H31ZM75 262V260H74ZM83 262V261H82ZM85 262V261H84ZM116 262V261H115ZM154 262V261H153ZM158 262V261H157ZM161 262V261H160ZM238 262V261H237ZM18 263V262H17ZM44 263V262H43ZM50 263V262H48ZM62 263V262H61ZM156 263V262H155ZM154 263V264H155ZM166 263V262H164ZM166 263V264H167ZM185 263V262H184ZM205 263V264H206ZM233 263V262H232ZM231 263V264H232ZM262 263V262H261ZM65 264H68L65 263ZM90 264V263H89ZM110 264V263H108ZM145 264V263H144ZM150 264V263H148ZM153 264V263H152ZM158 264V263H157ZM163 264V263H161ZM193 264V263H192ZM215 264V263H214Z\"/></svg>", "mask_w": 264, "mask_h": 264}]
</instances>
